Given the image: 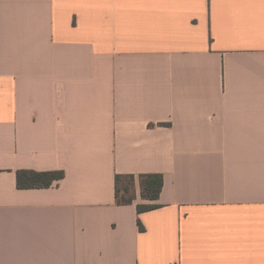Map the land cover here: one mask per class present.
Here are the masks:
<instances>
[{
  "label": "crops",
  "instance_id": "1",
  "mask_svg": "<svg viewBox=\"0 0 264 264\" xmlns=\"http://www.w3.org/2000/svg\"><path fill=\"white\" fill-rule=\"evenodd\" d=\"M0 264H264V0H0Z\"/></svg>",
  "mask_w": 264,
  "mask_h": 264
},
{
  "label": "trees",
  "instance_id": "2",
  "mask_svg": "<svg viewBox=\"0 0 264 264\" xmlns=\"http://www.w3.org/2000/svg\"><path fill=\"white\" fill-rule=\"evenodd\" d=\"M63 173H36L32 171L18 172V187L21 189L47 188L56 180L63 178ZM142 199L155 201L159 199L163 188L162 175H144L139 178ZM136 179L134 176H118L116 179V196L119 206L129 205L136 201ZM158 205H138V212L156 209ZM141 226V225H140ZM142 228V227H141Z\"/></svg>",
  "mask_w": 264,
  "mask_h": 264
}]
</instances>
